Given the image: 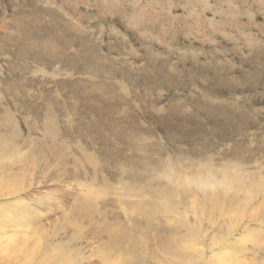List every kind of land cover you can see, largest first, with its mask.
Returning a JSON list of instances; mask_svg holds the SVG:
<instances>
[{
	"label": "rangeland",
	"instance_id": "rangeland-1",
	"mask_svg": "<svg viewBox=\"0 0 264 264\" xmlns=\"http://www.w3.org/2000/svg\"><path fill=\"white\" fill-rule=\"evenodd\" d=\"M50 117L58 139L48 143ZM0 154V264L118 262L100 219L156 246V256L142 246L124 264L183 263L165 241L193 243L204 231L199 247L207 246L220 229L198 213L223 200L245 209L248 235L264 237V0H0ZM208 180L214 194L195 185ZM8 181L22 187L17 196L1 195ZM190 181L186 215L166 224L160 189ZM82 199L95 207L91 219L76 210ZM145 204L160 218L134 226ZM224 243L216 252L264 264L259 247Z\"/></svg>",
	"mask_w": 264,
	"mask_h": 264
},
{
	"label": "bare ground",
	"instance_id": "bare-ground-1",
	"mask_svg": "<svg viewBox=\"0 0 264 264\" xmlns=\"http://www.w3.org/2000/svg\"><path fill=\"white\" fill-rule=\"evenodd\" d=\"M63 15V14H62ZM26 24V23H25ZM65 24V23H64ZM71 25V24H70ZM74 25V24H73ZM23 28V27H22ZM71 28H73V27H71ZM75 28V27H74ZM73 28V29H74ZM78 28V27H77ZM61 34H63L62 32H61ZM36 36V35H35ZM65 39V38H64ZM68 41V40H67ZM10 42V41H9ZM35 44V43H34ZM50 44V43H49ZM36 45V44H35ZM40 45V44H39ZM52 47V46H51ZM30 48V47H29ZM48 48V47H47ZM50 48V47H49ZM53 49V48H52ZM56 49V48H55ZM54 51V50H53ZM62 51V50H61ZM58 52V51H57ZM61 53V52H60ZM48 56L50 57V55L48 54ZM47 56V57H48ZM43 57V56H42ZM53 57V56H52ZM50 60V59H49ZM44 63V62H43ZM101 69V68H100ZM93 73V72H92ZM25 81V80H24ZM93 87V86H92ZM104 87V86H103ZM91 89V88H90ZM97 89V88H96ZM126 89V88H125ZM107 90V89H106ZM115 91V90H114ZM97 92H99L98 91V89H97ZM120 93V92H119ZM105 95V94H104ZM109 96V95H108ZM113 99V98H112ZM95 100V99H94ZM98 107H101V106H98ZM153 107V106H152ZM105 111H107V110H105ZM108 112V111H107ZM152 113V112H151ZM106 114V113H105ZM48 116V115H47ZM106 117V116H105ZM110 117V116H109ZM82 118V117H81ZM125 118V117H124ZM130 118H131V116H130ZM46 119V118H45ZM162 119V118H161ZM26 120V119H25ZM56 120V119H55ZM124 120V119H123ZM102 121V120H101ZM125 121V120H124ZM83 122V121H82ZM105 122V121H104ZM159 122V121H158ZM168 122V121H167ZM131 123H132V119H131ZM136 123V122H135ZM57 124V123H56ZM158 124V123H157ZM53 125H54V123H53V119L50 117V118H48V120H46V122H45V124H44V126H47V129H46V133L48 132V134H45V138L47 139V141H48V143H50L51 141H55V139L57 138V135H55V132H56V128H54L53 127ZM107 125V124H106ZM159 125V124H158ZM165 125V124H164ZM67 126V125H66ZM135 126V125H134ZM140 126V125H139ZM56 127V126H55ZM70 127V126H69ZM83 127V126H82ZM100 127V126H99ZM34 128V127H33ZM71 128V127H70ZM97 128V127H96ZM36 129V128H35ZM45 129V128H44ZM66 129V128H65ZM114 129V128H113ZM133 129V128H132ZM38 130V129H37ZM64 130V129H63ZM73 130V129H72ZM88 130V129H87ZM116 131V130H115ZM120 131V130H119ZM110 132V131H109ZM113 132V131H112ZM83 133H84V131H83ZM98 133V132H97ZM111 133V132H110ZM115 133V132H114ZM125 133V132H124ZM117 134V133H116ZM115 134V135H116ZM59 135V134H58ZM72 135V134H71ZM120 135V134H119ZM116 137H119V136H116ZM162 138V137H161ZM22 139V138H21ZM45 139V140H46ZM58 139V138H57ZM103 139V138H102ZM102 139H100V140H102ZM123 139V138H122ZM139 139V138H138ZM131 140V139H130ZM126 141V140H125ZM129 142V141H128ZM151 142V141H150ZM49 145V144H48ZM6 146V145H5ZM61 146V145H60ZM83 146V145H82ZM145 147V146H144ZM6 149V148H5ZM60 149H61V147H60ZM41 151V150H40ZM52 151H55V152H57L56 153V155L57 154H61L62 156L61 157H63V154H62V152H60L59 150H57V148H55V150H52ZM13 152V151H12ZM66 152H67V150H66ZM3 153H5V152H3ZM42 153V152H41ZM83 153V152H82ZM113 153V152H112ZM2 154V153H1ZM0 154V155H1ZM7 154V153H6ZM6 154H4V155H6ZM17 154V153H16ZM43 154H44V152H43ZM87 154V153H86ZM109 154V153H108ZM107 154V155H108ZM88 155V154H87ZM91 155V154H90ZM19 156H21L20 154H19ZM40 156V155H39ZM42 156V155H41ZM43 156H45V155H43ZM109 156V155H108ZM143 156V155H142ZM3 157V156H2ZM13 157H14V155H13ZM25 157V156H24ZM77 157V156H76ZM80 157V156H79ZM78 157V158H79ZM87 157L88 156H86V159H87ZM91 157V156H90ZM104 157V156H103ZM6 158V157H5ZM10 158H12V154H11V157ZM18 158V157H17ZM62 159V158H61ZM85 159V160H86ZM106 159V158H105ZM151 159V158H150ZM8 160V159H7ZM41 160V159H40ZM63 160V159H62ZM79 160V159H78ZM84 160V159H83ZM92 160V159H91ZM91 160H89V161H91ZM17 161V160H16ZM77 161V160H76ZM76 161H75V163H76ZM139 161V160H138ZM149 161V160H148ZM166 161V160H165ZM190 161V160H189ZM10 162H12L11 160L9 161V163ZM18 162V161H17ZM74 162V161H73ZM79 162H81V160L79 161ZM169 162V161H168ZM45 163H47V162H45ZM50 163V162H49ZM48 163V164H49ZM171 163V162H170ZM10 164H12V163H10ZM14 164V163H13ZM48 164H46V166H48ZM52 164H54V163H52ZM66 164V163H65ZM77 164V163H76ZM94 164H96V162L94 163ZM148 164V163H147ZM50 165H51V163H50ZM56 165V164H55ZM69 165V164H68ZM81 165V164H80ZM83 165V164H82ZM81 165V166H82ZM106 165V164H105ZM133 165V164H132ZM132 165H131V167H132ZM166 165V164H165ZM9 166V164H7V165H5V166H3L2 167V169H5L6 167H8ZM13 166V165H12ZM12 166H10V167H12ZM41 166V165H40ZM60 166H61V164H60ZM62 166H65V165H62ZM76 166V165H75ZM88 166H90V165H88ZM100 166V165H99ZM102 166V165H101ZM151 166V165H150ZM192 166V165H191ZM194 166V165H193ZM35 167H36V165H35ZM85 167V166H84ZM91 167V166H90ZM94 167H96V166H94ZM123 167V166H122ZM162 167V166H161ZM171 167V166H170ZM180 167V166H179ZM37 168V167H36ZM65 168V167H64ZM76 168V167H75ZM99 168V167H98ZM102 168V167H101ZM125 168V167H124ZM154 168V167H153ZM163 168V167H162ZM168 168V167H167ZM196 168V167H195ZM7 169V168H6ZM6 169L4 170V172L6 171ZM68 169V168H67ZM97 169V168H96ZM103 169V168H102ZM161 169V168H160ZM166 169V168H165ZM197 169H198V167H197ZM202 169V168H201ZM200 169V170H201ZM224 169V168H223ZM23 170V169H22ZM35 170V169H34ZM94 170V169H93ZM113 170V169H112ZM146 170V169H145ZM157 170V169H156ZM172 170V169H171ZM8 171V170H7ZM6 171V172H7ZM75 171V170H74ZM123 171V170H122ZM125 171V170H124ZM132 171V170H131ZM163 171V170H162ZM189 171V170H188ZM202 171H203V169H202ZM216 171V170H215ZM224 171V170H223ZM227 171V170H226ZM8 172H10V171H8ZM135 171H133V173H134ZM137 172V171H136ZM135 172V173H136ZM142 172V171H141ZM172 172V171H171ZM204 172V171H203ZM210 172V171H209ZM81 173V172H80ZM162 173V172H161ZM181 173V172H180ZM186 173H188V172H186ZM195 173V172H194ZM205 173V172H204ZM211 173V172H210ZM209 173V174H210ZM213 173V172H212ZM9 173H6V175H8ZM76 174V173H75ZM144 174V173H143ZM142 174V175H143ZM150 174V173H149ZM163 174V173H162ZM20 175V174H19ZM74 175V174H73ZM135 175V174H134ZM140 175V174H139ZM187 175V174H186ZM2 175H0V177H1ZM9 176V175H8ZM14 176V175H13ZM13 176H11V174H10V177H12V178H14ZM115 176V175H114ZM136 176V175H135ZM138 176V175H137ZM206 176H207V174H206ZM3 177V176H2ZM5 177V176H4ZM7 177V176H6ZM6 177L5 178H0L1 179V181L3 180L4 181V183H5V181H6ZM127 177V176H126ZM191 177H193L192 176V174H191ZM212 177V176H211ZM234 177H235V175H234ZM15 178H17V176L15 177ZM93 178V177H92ZM94 178H95V176H94ZM103 179H104V177H102ZM117 178V177H116ZM133 177H131V179H132ZM145 178V179H144ZM143 179H144V181L146 180V178H147V176L146 177H144ZM197 178V177H196ZM20 179L21 180H23V178H21L20 177ZM129 179V178H128ZM127 179V180H128ZM135 178H133V180H134ZM138 179V178H137ZM142 179V178H141ZM192 179V178H191ZM194 179V178H193ZM204 179V178H203ZM18 180V179H17ZM72 180H73V178H72ZM82 180V179H81ZM84 180V179H83ZM94 180V179H93ZM92 180V181H93ZM96 180V179H95ZM120 180H121V178H120ZM133 180H130L129 182H131V184H132V181ZM214 180V179H213ZM213 180H211V182H209V180L207 181V182H204V181H200V182H197V183H195V185L198 187V188H200V189H202V191L204 190V189H206V191H207V189H209L210 190V193H213L214 194V192L210 189V188H214L213 186H214V184H213ZM1 181H0V185H1ZM11 181H12V179H11ZM59 181V180H58ZM70 181V180H69ZM76 181V180H75ZM101 181V180H100ZM108 181V180H107ZM117 181V180H116ZM143 181V182H144ZM147 181H149V179H147L146 180V182ZM153 181V180H152ZM193 181V180H192ZM192 181H190L189 183H188V185H187V182H186V184H184L185 186H183V185H177L176 186V188H174L173 189V187H169L167 184H165L161 189H160V192H159V194H161V197H162V199H161V205L162 206H160L161 207V209L163 210H161L160 209V214H164V215H166V224H168L167 222L169 221H172V220H174L175 218H179L180 216H185L186 215V212H184L183 211V213L182 214H180L181 213V209H183L184 208V206L182 207V206H180V204L182 203V196H185L186 194H187V189L185 188V187H187V188H189L191 185H189L190 183L192 184V185H194L193 183H192ZM14 182V181H13ZM18 182H20V181H18ZM22 182V181H21ZM71 182V181H70ZM87 182V181H86ZM125 182V181H124ZM133 182H135V181H133ZM138 182H139V180L136 182V184H138ZM140 182H142V181H140ZM142 182V183H143ZM145 182V183H146ZM151 182V181H150ZM194 182V181H193ZM77 183H78V181H77ZM112 183V182H111ZM126 183V182H125ZM128 183V182H127ZM126 183V185H128ZM145 183H143L144 185H145ZM148 183V182H147ZM6 184V183H5ZM8 184L10 185V183H9V181H8ZM19 184H21V183H18V185ZM22 184H23V182H22ZM22 184H21V186H22ZM84 184V183H83ZM82 183H80V185H83ZM96 184V183H95ZM103 184V183H102ZM117 184V183H116ZM130 184V185H131ZM135 184V186L136 187H134V190H136V189H138V190H141V186H143L144 187V185H141L140 187H138L137 188V185ZM243 184V183H242ZM13 185V183L10 185L11 186V188H9L7 185V187L9 188V190L7 191V192H4L3 194L1 193V195H6V196H13L14 194H15V192H17L16 190H21L22 189V187H20V188H18V189H15V187H16V185H15V187H14V185ZM18 185H17V187H18ZM105 185V187H106V183L104 184ZM103 185V186H104ZM123 185V184H122ZM174 185V184H173ZM5 186V187H6ZM85 186V185H84ZM146 186V188H147V186L148 185H145ZM14 187V188H13ZM93 187V186H92ZM109 187V186H108ZM107 187V188H108ZM114 187V186H113ZM150 187V186H149ZM67 188V187H66ZM116 188V187H115ZM120 188V187H119ZM125 188V187H124ZM140 188V189H139ZM197 188V189H198ZM242 188V187H241ZM14 189V190H13ZM112 189V188H111ZM129 189H130V186H129ZM159 189V188H158ZM158 189H157V191H158ZM5 189H3V191H4ZM78 190V189H77ZM82 190V189H81ZM84 190V189H83ZM88 190V189H87ZM134 190H132V193H133V191ZM145 190V189H144ZM191 190H193V189H191ZM231 190V189H230ZM2 191V190H1ZM6 191V190H5ZM99 191H100V189H99ZM111 191V190H110ZM141 191H143V190H141ZM146 191V190H145ZM21 192V191H20ZM19 192V193H20ZM88 192V191H87ZM105 192V191H104ZM238 192V191H237ZM244 192V191H243ZM78 193V192H77ZM89 193V192H88ZM142 193H144V192H142ZM220 193H223L222 195H224V189L220 192ZM234 193V192H233ZM242 193V192H241ZM79 194V193H78ZM82 194V193H81ZM99 194V193H98ZM134 194H137V195H139L138 193H135L134 192ZM249 194V193H248ZM64 195V194H63ZM84 195H86V194H84ZM95 195V194H94ZM97 195V194H96ZM100 195V194H99ZM103 196H104V194H102ZM118 195V194H117ZM14 196H17L16 194L14 195ZM79 196V195H78ZM101 196V195H100ZM103 196H102V198H103ZM111 196V195H110ZM144 196V195H143ZM189 196V195H188ZM86 197V196H85ZM90 197V196H89ZM88 197V198H89ZM98 197V196H97ZM142 197V196H141ZM160 196H158L157 198L158 199H160L159 198ZM186 197V196H185ZM240 197V196H239ZM248 197H249V195H248ZM77 198V197H76ZM87 198V199H88ZM100 198V197H99ZM104 198H105V196H104ZM199 198V197H198ZM85 199V198H84ZM84 199H82V201L84 200ZM105 199H107V198H105ZM144 199V198H143ZM246 199V198H245ZM250 199V198H249ZM111 200V199H110ZM216 200V199H215ZM228 200H232L231 198L230 199H228ZM244 200V199H243ZM90 201V203H91V201L92 200H89ZM234 201V200H233ZM247 201V200H246ZM97 202V201H96ZM221 202V203H220ZM223 202H224V200H223ZM222 201H216L215 203H214V201H212V200H210V203H214V206L212 205L211 207H206V205L205 206H202V208H201V212L199 211V213H198V221H201V225H203V224H205V223H212L213 225H215L216 226V228H218V229H220V234L218 235V232H217V234H214V236L217 238H211L210 240H209V242L206 240V242H208L209 244L207 245V246H200L199 247V243L201 244V241H200V237L201 238H204V231H202V232H200L199 233V237H193L194 239H195V241L193 242V243H190V241H188V243H186L185 242V240L183 241H179V243H177L176 241H174V240H166L165 241V244L162 246L163 247V251H166V253H168V255H171L172 257H177V258H179V259H186L187 261H184L183 263L181 262V261H178V260H176L177 258H174V262H177L178 261V264H193V261H192V259L194 260V258H198V259H202L203 261L204 260H207V261H209V260H211L212 259V256L215 258V260L213 259V261L211 260V262L213 263V264H248V262L250 261V260H247V261H241L243 258H242V256L241 257H238L237 256V254L236 255H234V252L236 251H234L233 252V250L235 249V247H234V249H233V246L234 245H238V248H240L241 247V245H243L244 247H246V248H249L248 246L249 245H251V244H253V246H255V247H259V249L260 250H258V251H261V257H262V255H264V246H259V244H261V245H264V237H258V236H255L254 235V233H252V234H250V235H248V233H246L247 232V225H244V223H243V218H245L244 216V212H245V209H243V207L241 206V207H238V205L237 206H235V208L233 207V206H224L225 204L223 203ZM228 202V201H227ZM238 202V201H237ZM240 202V201H239ZM243 202V201H242ZM77 203H79V202H77ZM206 203V202H205ZM220 203V204H219ZM231 203V202H230ZM20 204H22V203H20ZM75 204V203H74ZM239 204V203H238ZM23 205V204H22ZM78 205H80V207H78ZM90 204H88V202H86L85 200L81 203L80 202V204H77V207H78V209H76L77 210V212H82V214L84 215V218H82L83 217V215H82V219L81 220H85V217L86 218H89V219H91V216L93 215V213L95 212L96 213V210H94L95 209V207H94V212H92L93 210L92 209H90L89 207H87V206H89ZM149 205V204H148ZM179 205V206H178ZM244 205V204H243ZM19 206H21V205H19ZM140 206V205H139ZM151 206V205H150ZM150 206H146V204H145V206H144V208H142L143 206H140L139 208L140 209H142V211H143V209H144V211L142 212L141 211V214L139 215V216H141L140 218L141 219H139V218H136L135 220H134V226H137L138 224H140L142 221H140V220H143V221H145V222H150V224L152 225V222H153V220L154 219H156V218H160V217H158V211H156V208H155V211L152 209V208H154V207H151V208H149ZM193 206V205H192ZM191 206V207H192ZM245 206H246V204H245ZM71 207V206H70ZM76 207V208H77ZM133 207H135V206H133ZM197 207V206H196ZM201 207V206H200ZM149 208V209H148ZM195 208V207H194ZM234 208V209H233ZM14 209V208H13ZM90 209V210H89ZM196 209V208H195ZM194 209V210H195ZM98 210V209H97ZM137 209H135V211H136ZM247 210V209H246ZM74 211V210H73ZM134 211V212H135ZM139 211V210H138ZM162 211V212H161ZM235 211H238V213L237 212H235ZM38 213V212H37ZM59 213V212H58ZM98 213V212H97ZM135 213H137V212H135ZM197 213V212H196ZM196 213L194 214V212H193V214H194V216H197L196 215ZM215 213H216V215H215ZM70 215H71V213H69ZM78 214V213H77ZM128 213H126V215H127ZM159 214V215H160ZM246 214H247V212H246ZM249 214V213H248ZM256 214V213H255ZM51 215V214H50ZM130 215L132 216V218H133V214L132 213H130ZM136 215H138V213L136 214ZM42 216V215H41ZM67 216L69 217V215L67 214ZM77 216V215H76ZM79 216H80V214H79ZM78 216V217H79ZM95 216H97V215H95ZM104 216V215H103ZM18 217V216H17ZM73 217H75L74 215L72 216V219H73ZM77 217V218H78ZM94 217V216H93ZM92 217V218H93ZM254 217H256V216H254ZM39 218V217H38ZM100 218V217H99ZM101 218H103V217H101ZM134 218H135V216H134ZM163 218V217H162ZM2 219V218H1ZM43 219V218H42ZM69 219V218H68ZM105 219V218H104ZM3 220V219H2ZM70 220V219H69ZM68 220V221H69ZM80 220V217H79V220L77 219V221H79V222H82ZM116 220V219H115ZM124 220V219H123ZM126 220V219H125ZM65 221H67V219L65 220ZM76 221V222H77ZM87 221V220H86ZM100 221H102L103 223L102 224H100V226L98 227L99 229H98V231H102V233H103V231L106 233V241H104V246L107 248V252L108 253H116L117 255H120V257H118V262H116V261H111L110 262V260L112 259V258H109V264H124L123 263V261H122V256L124 257L125 255H135V254H141L142 252H143V250H140L141 248L140 247H142L143 246V244L145 243V242H142V241H140V240H138V239H131L132 238V236L131 235H133L134 233H137L135 230H131V231H127L126 233L125 232H122L123 231V229H120V232L119 231H117L116 229L114 230V228H112V225H110V223L107 221V222H104L105 220H101L100 219ZM196 221V220H195ZM255 221V220H254ZM70 222V221H69ZM68 222V223H69ZM75 222V221H74ZM79 222H77V224L76 223H74V224H76V226L77 225H79L78 223ZM95 222V221H94ZM116 222H118L117 220H116ZM116 222H114V224L116 223ZM124 222V221H123ZM262 222V221H261ZM86 223H88V221L86 222ZM96 223V222H95ZM94 223V228L96 229V227H95V225H97V224H95ZM66 224V223H65ZM64 224V225H65ZM72 224V223H71ZM71 224H70V226H71ZM73 224V225H74ZM147 225L149 224V223H146ZM156 225H158L155 229H157V228H160V227H163V225H161L162 224V222H161V224L160 223H155ZM67 225V224H66ZM86 225V224H85ZM88 225V224H87ZM69 226V225H68ZM92 226V225H91ZM165 226V225H164ZM212 226V225H211ZM210 226V227H211ZM82 227V226H81ZM226 227V232H225V235H221V233H222V230L224 229ZM207 228V227H206ZM205 228V229H206ZM167 229V228H166ZM196 229V228H195ZM215 228H213V230H214ZM67 230V229H66ZM72 230V229H71ZM74 230V229H73ZM97 230V229H96ZM119 230V229H118ZM139 230V229H138ZM169 232H172V233H175V232H177V230H178V228L176 227V226H172V227H169V229H167ZM207 230V229H206ZM241 230H243V232H241ZM246 230V231H245ZM33 231H34V228H33ZM32 231V232H33ZM141 231V230H140ZM251 232H252V230H250ZM253 231H255V230H253ZM74 232V231H73ZM72 232V233H73ZM163 232V231H162ZM168 232V233H169ZM180 232V231H179ZM204 232V233H203ZM240 232V233H239ZM39 233V232H38ZM143 234H145V232H143ZM181 234H182V231H181ZM184 234V233H183ZM182 234V235H183ZM194 233H192V235H193ZM213 234V233H212ZM211 234V235H212ZM238 234V235H237ZM259 234V233H258ZM25 236H26V234H24ZM29 235H31V234H29ZM69 235H71V234H69ZM98 235V234H97ZM169 235H170V233H169ZM185 235V234H184ZM210 235V236H211ZM216 235H218V236H216ZM35 236V235H34ZM186 236V235H185ZM234 236H237L236 238H233ZM28 237V236H27ZM183 237V236H182ZM189 236H187V238H188ZM22 238V237H21ZM30 238V237H29ZM186 238V239H187ZM22 239H24V237L22 238ZM168 239V238H167ZM178 239H180V237L178 238ZM190 239H191V236H190ZM206 239V238H205ZM16 240H18V239H16ZM177 240V239H176ZM152 241V240H151ZM153 241H155V238L153 237ZM192 241V240H191ZM204 241V240H203ZM228 241V242H227ZM76 242V241H75ZM175 242V243H174ZM183 242H185V243H183ZM223 242H225L224 243V247H226L227 246V248L228 249H230V248H232L233 250H232V254L233 255H231V254H229V253H226L224 250L225 249H227V248H224V250H222V251H224V253L222 252V253H219V252H216V249H218V247L220 246V244L222 243L223 244ZM227 242V243H226ZM14 243V242H13ZM102 243V242H101ZM246 243H250V244H246ZM227 244H229V245H233V246H228ZM202 245V244H201ZM8 246V245H7ZM6 246V247H7ZM5 247V248H6ZM251 248H252V246H250ZM103 248V247H102ZM143 248H146V246H143ZM237 248V249H238ZM243 249V248H242ZM144 250H146V252L148 253V254H150V255H152V256H156V253H157V249H156V246H155V249H152V248H146V249H144ZM244 250V249H243ZM251 250V249H250ZM252 250H254V249H252ZM13 252H14V250H12ZM221 251V250H220ZM230 251V250H229ZM206 252H213V254L211 255V259H209L208 257H207V254H205ZM238 252V251H237ZM241 252V251H240ZM246 252H248V251H246ZM144 253V252H143ZM161 253V252H160ZM163 253V252H162ZM166 253L164 252V254L166 255ZM236 253V252H235ZM243 253V252H242ZM251 253H253V252H251ZM255 253V252H254ZM209 254V253H208ZM249 254H250V251H249ZM7 255H8V253H7ZM13 255V254H12ZM250 255H252V254H250ZM14 256V255H13ZM195 256H198V257H195ZM245 256V255H244ZM21 257H22V255H21ZM258 257V256H257ZM108 258V257H107ZM153 258V257H152ZM154 258H156V257H154ZM162 258V257H161ZM164 258V257H163ZM166 258V257H165ZM239 258V259H238ZM241 258V259H240ZM255 258V257H254ZM7 259V258H6ZM172 258H170V260L169 259H165V262H166V264H167V261L169 260V261H172L171 260ZM261 259V258H260ZM262 259H263V257H262ZM5 260V259H4ZM14 260V259H13ZM18 260V259H17ZM153 260V259H152ZM167 260V261H166ZM188 260H189V262H188ZM244 260V259H243ZM256 260V259H255ZM258 261H259V259H257ZM155 261H157V260H155ZM155 261H153V262H155ZM159 261V260H158ZM161 261V260H160ZM261 261V260H260ZM173 262V263H174ZM180 262V263H179ZM195 262V261H194ZM145 263V262H144ZM197 263V262H196ZM195 263V264H196ZM200 263V262H199ZM208 263H210V262H208ZM212 263H210V264H212ZM251 263V261L249 262V264ZM177 264V263H176ZM203 264H204V262H203ZM252 264V263H251ZM263 264V263H262Z\"/></svg>",
	"mask_w": 264,
	"mask_h": 264
}]
</instances>
